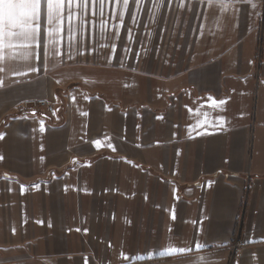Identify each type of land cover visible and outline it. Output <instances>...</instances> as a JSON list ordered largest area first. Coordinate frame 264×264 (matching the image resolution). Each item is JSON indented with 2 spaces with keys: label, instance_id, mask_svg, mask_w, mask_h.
I'll return each mask as SVG.
<instances>
[{
  "label": "crops",
  "instance_id": "1",
  "mask_svg": "<svg viewBox=\"0 0 264 264\" xmlns=\"http://www.w3.org/2000/svg\"><path fill=\"white\" fill-rule=\"evenodd\" d=\"M105 10L138 34L101 59L54 51L46 4L40 47L0 50V264H264L261 7Z\"/></svg>",
  "mask_w": 264,
  "mask_h": 264
},
{
  "label": "snow or ice",
  "instance_id": "2",
  "mask_svg": "<svg viewBox=\"0 0 264 264\" xmlns=\"http://www.w3.org/2000/svg\"><path fill=\"white\" fill-rule=\"evenodd\" d=\"M98 2L100 7L99 14L103 16L104 6L106 3L111 4L113 0H92L93 4ZM117 6L122 7L125 11L129 9L130 0H114ZM228 0H221V7L227 3ZM240 3H251V0H238ZM89 0H0V10L7 12L6 19L0 24V50L8 48H21L30 49L33 46L40 47L41 42V25L40 20L42 16V9L46 4L47 22L51 26L48 30V36L52 38L51 43H55V36L61 30V25L65 19V12L67 11V18L69 21L72 19V6L76 4L83 13L84 9L88 5ZM135 5L139 6L143 3V0H134ZM255 5H253L254 7ZM96 13L93 12V15ZM118 18L120 24L118 27H123L125 12H121ZM132 20L135 21L136 17L132 16ZM81 22H83V15H81ZM104 21H101V26L104 25ZM24 59H28L31 53L25 51L22 53ZM2 71V69H0ZM33 71H38L33 67ZM223 103V101H221ZM40 130L43 132L44 128L41 126ZM2 139V137H0ZM97 146L100 141H96ZM175 219V216H173ZM182 251V250H181ZM162 256H166L167 253H161Z\"/></svg>",
  "mask_w": 264,
  "mask_h": 264
},
{
  "label": "rangeland",
  "instance_id": "3",
  "mask_svg": "<svg viewBox=\"0 0 264 264\" xmlns=\"http://www.w3.org/2000/svg\"><path fill=\"white\" fill-rule=\"evenodd\" d=\"M258 5L261 7V22H263L264 18V0H255ZM153 0H143V3L139 6V8L135 5L134 0H130L129 9H152ZM89 9H97L94 12L96 13L93 15ZM105 9H123L122 3L120 6H117L113 0L111 4L106 3L104 6V13L103 16L99 14L100 7L98 2L96 4L92 3V0H89L88 5L84 9L83 13L74 11L71 9L73 15L71 21L67 18V13H65L64 22L65 25V35L64 38L61 37L59 39L58 46L52 47L54 51L61 53L62 55H69L76 56L77 54L81 57L78 58L79 61L87 60L88 58L92 59H101L104 57L105 54H109V51L113 53L116 52L118 49L122 47L118 45L108 46L109 41L117 40L120 42L121 38L124 36L136 38L138 34V30L136 29V23L131 25L129 30L121 29L122 27H118L120 24L119 19L115 18L118 17L120 12H111L108 11L106 13ZM81 15H83V22H81ZM136 17V15H135ZM101 21H104V25L101 26ZM263 29V24L261 23V29ZM91 38V42L89 39ZM52 40V38H51ZM55 41H57L55 36ZM126 48H136L135 46H128ZM260 57L257 55V63L259 64ZM29 100H39V99H29ZM41 100V99H40ZM46 100L53 108L54 114L56 113L55 105L52 104L49 100ZM28 101V100H26ZM24 102V101H23ZM21 103L17 107V112L20 113H29L31 111H42V110H34V109H20ZM44 112V111H43ZM45 113V112H44ZM46 114V113H45ZM53 114V115H54ZM51 116V115H49ZM239 247V243L236 242L232 245V250L235 251ZM232 258L229 261V264H232Z\"/></svg>",
  "mask_w": 264,
  "mask_h": 264
},
{
  "label": "built area",
  "instance_id": "4",
  "mask_svg": "<svg viewBox=\"0 0 264 264\" xmlns=\"http://www.w3.org/2000/svg\"><path fill=\"white\" fill-rule=\"evenodd\" d=\"M20 106V109H36L44 111L47 115L54 114V108L44 99L24 101Z\"/></svg>",
  "mask_w": 264,
  "mask_h": 264
}]
</instances>
